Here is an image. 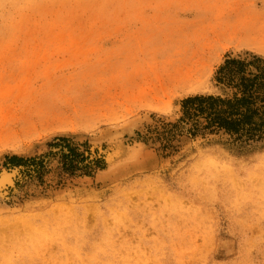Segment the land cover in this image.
Instances as JSON below:
<instances>
[{
    "label": "rangeland",
    "instance_id": "rangeland-1",
    "mask_svg": "<svg viewBox=\"0 0 264 264\" xmlns=\"http://www.w3.org/2000/svg\"><path fill=\"white\" fill-rule=\"evenodd\" d=\"M254 56L264 0H0V264H264V140L159 123ZM59 137L105 169L64 172Z\"/></svg>",
    "mask_w": 264,
    "mask_h": 264
},
{
    "label": "trees",
    "instance_id": "trees-1",
    "mask_svg": "<svg viewBox=\"0 0 264 264\" xmlns=\"http://www.w3.org/2000/svg\"><path fill=\"white\" fill-rule=\"evenodd\" d=\"M246 60L228 58L217 71L216 82L234 90L230 97L197 95L185 99L182 103L186 110L183 111V116L178 121L175 123L159 121L162 124V130H164L163 135L167 134L168 127L172 126V130H174L177 129L178 124H186L187 120H194L192 125L190 122L187 124L191 125L187 133L196 138L199 131L197 119H203L204 121L200 122L204 125L202 127L203 133L200 134L202 137L224 131L234 142H241L245 145L264 140V63L258 57L254 59L255 63L247 64ZM158 124L149 126L148 133L159 135L157 133L159 131ZM172 130L169 129L170 132ZM175 131L179 132L180 135L184 133L180 129ZM137 135L142 137L140 132ZM51 147L63 149L61 154H63L64 163L61 165L67 174L74 175L75 172H80L81 176H92V173L88 171L91 167L85 164L94 165L99 170L105 169L101 157H98V152H95L93 156L90 149L85 145H72L69 139L59 137L56 138L55 144ZM162 147V150L166 151L167 146L163 145ZM82 148L84 151L81 152L80 149ZM50 155L52 152L43 157L29 160L16 156L7 157L6 169L10 170L12 166H28V164L33 163V166H37V171L34 172H37L38 175L39 169L44 166V159ZM17 186L19 185L17 184Z\"/></svg>",
    "mask_w": 264,
    "mask_h": 264
},
{
    "label": "bare ground",
    "instance_id": "bare-ground-1",
    "mask_svg": "<svg viewBox=\"0 0 264 264\" xmlns=\"http://www.w3.org/2000/svg\"><path fill=\"white\" fill-rule=\"evenodd\" d=\"M120 152H122V148L114 150L110 155L111 156H115V155L117 156ZM12 169L13 170H11L10 172H6L4 170L0 174V191H2V193H3V194L0 193V196H2V197L6 196V194H7L6 191H7L8 187L10 185H12L15 182V179L17 178V176H19L20 169H18V168H12ZM5 187H7V188H5Z\"/></svg>",
    "mask_w": 264,
    "mask_h": 264
}]
</instances>
